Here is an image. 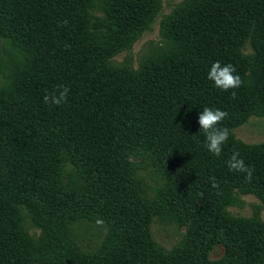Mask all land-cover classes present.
I'll use <instances>...</instances> for the list:
<instances>
[{
    "label": "trees",
    "instance_id": "16d2710c",
    "mask_svg": "<svg viewBox=\"0 0 264 264\" xmlns=\"http://www.w3.org/2000/svg\"><path fill=\"white\" fill-rule=\"evenodd\" d=\"M141 9L134 0H0V264H264V233L226 210L240 206L237 192L264 204V147L237 148L233 137L248 115H264V0L187 8L163 25L166 46L136 69L115 68L109 40L142 33ZM216 61L235 66L242 86L217 89L207 79ZM58 85L67 102L45 104ZM205 107L228 113L219 157L200 131ZM234 151L254 170L250 182L228 169ZM65 163L78 186L62 178ZM211 177L221 182L214 198ZM147 205L186 227L173 251L148 242ZM78 220L108 228L91 257L60 240ZM216 244L223 256L210 259Z\"/></svg>",
    "mask_w": 264,
    "mask_h": 264
},
{
    "label": "rangeland",
    "instance_id": "374dc122",
    "mask_svg": "<svg viewBox=\"0 0 264 264\" xmlns=\"http://www.w3.org/2000/svg\"><path fill=\"white\" fill-rule=\"evenodd\" d=\"M134 1L140 2L143 12L142 19H144L145 23V26L143 25L145 29L142 30V33L138 31L139 29L134 32L133 35L139 34L136 40H132L134 37L132 34L127 38L128 33H123L119 37H111L112 39L109 40L108 34L106 35L104 32L105 29L96 30V32L99 33L98 38L103 44L106 40H109L107 58H109V64L115 68L131 66L133 69H136L139 61L148 55V52L156 53L163 46H166L162 38L163 31L161 30L164 29L163 25L169 21L173 15L175 16V14L185 11L187 8L198 6L201 2L208 0ZM223 1L230 3L235 0ZM93 38L96 39L97 36ZM129 39L130 41H127ZM124 41L127 42L123 43ZM5 42L6 41H4V44ZM247 50L248 52L251 51L249 47H247ZM233 137L237 140V148H241L242 145H244V147L250 146L253 148L264 147V115L262 112L261 114L254 113L248 115L244 122L233 129ZM138 171L139 174H141L142 171L140 169ZM62 172L65 175L62 174V178H66L67 185L74 187L81 184V177L72 166L68 165V163L62 164ZM142 173L144 174V171ZM218 184L220 185L221 182L219 181ZM248 186L251 188L250 184ZM233 190L239 191L235 186H233ZM144 191L143 189V192ZM216 191L217 189L214 188L211 193L212 198H214V195L217 193ZM237 193L240 194V196L233 194V197L240 206L228 205L226 210L233 216L250 218L249 221L252 223L251 229L264 233V204H262L254 194ZM151 197L150 191L147 190L145 191L143 201L149 202ZM145 210L147 212L146 219L148 222L145 223L143 233L147 232L148 242L154 245L156 249H163L166 252L173 251L176 245L183 239L187 230L186 227L178 224L174 218L165 215L164 212L158 211L150 205H147ZM258 210H260L258 216H254ZM25 213H27L26 210H22L23 216ZM26 222V226L24 227L28 230V234L38 239L41 229L38 227L29 228L31 224L27 226L29 222L27 218ZM107 232L108 228L101 221L100 223H94L87 220H78L73 223L69 222L65 229H61L59 237L62 243L66 244L69 242L71 247L74 248H72V251L69 250V254L73 252L75 257L79 255L85 258L100 252L102 245L106 244L104 239L107 236ZM223 252V245L216 244L208 252L207 256L210 259L217 260L223 256Z\"/></svg>",
    "mask_w": 264,
    "mask_h": 264
},
{
    "label": "clouds",
    "instance_id": "9594fccd",
    "mask_svg": "<svg viewBox=\"0 0 264 264\" xmlns=\"http://www.w3.org/2000/svg\"><path fill=\"white\" fill-rule=\"evenodd\" d=\"M67 23V21H65ZM207 79L211 81L217 89L228 91L242 86L244 83L240 75L236 74V68L232 64L222 65L219 61L212 63L208 73ZM69 88L66 85H58L55 90L43 96V102L49 105L60 106L67 102L69 95ZM235 92L231 93L234 99ZM228 113L220 109H212L205 107L198 117L200 131L203 132L206 148L213 155L219 157L223 150V145L228 141L229 130L226 127H220L221 122L227 117ZM226 165L230 171L243 173L246 181H251L253 169L248 167L242 158H240L239 151H234ZM210 183L213 188H219L215 177L210 178ZM100 223V221H98Z\"/></svg>",
    "mask_w": 264,
    "mask_h": 264
}]
</instances>
